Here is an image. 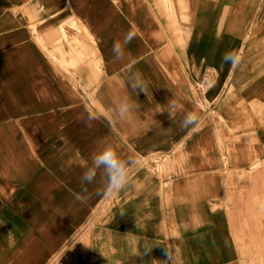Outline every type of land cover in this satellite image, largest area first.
I'll return each instance as SVG.
<instances>
[{"label": "crops", "instance_id": "crops-1", "mask_svg": "<svg viewBox=\"0 0 264 264\" xmlns=\"http://www.w3.org/2000/svg\"><path fill=\"white\" fill-rule=\"evenodd\" d=\"M105 146L136 161L128 184L77 199ZM51 258L264 264V0H0V264Z\"/></svg>", "mask_w": 264, "mask_h": 264}, {"label": "clouds", "instance_id": "clouds-1", "mask_svg": "<svg viewBox=\"0 0 264 264\" xmlns=\"http://www.w3.org/2000/svg\"><path fill=\"white\" fill-rule=\"evenodd\" d=\"M133 38L134 34L129 32L124 35L122 43L120 41L113 43L112 53L115 59H122L125 56V48ZM222 62L236 65L239 59L236 54L226 52L222 57ZM129 72L130 75L127 80L129 88L136 94L143 92L148 96V83L143 78V75L138 71H132V69H129ZM137 107L138 106L129 99L122 100L117 110L118 116L121 119H130ZM177 108L178 106L174 102H168L166 111L170 114L171 119L174 118ZM97 118L95 112L86 109L85 115L79 116L78 120L87 127H91L93 121ZM199 121L200 116L197 113L186 110L178 126L181 130L194 129L199 124ZM135 165L136 161L134 159H124L117 151L111 147L105 146L93 154L90 166H88L79 177V184L83 196L78 195L77 199H83L88 195V186L97 183L98 175L101 188L96 189L97 194L112 193L122 190L128 184L131 168ZM151 249L148 242L145 241V254L151 251ZM166 254L168 259H171V253L168 248H166Z\"/></svg>", "mask_w": 264, "mask_h": 264}, {"label": "rangeland", "instance_id": "rangeland-1", "mask_svg": "<svg viewBox=\"0 0 264 264\" xmlns=\"http://www.w3.org/2000/svg\"><path fill=\"white\" fill-rule=\"evenodd\" d=\"M44 228V227H43ZM46 264H53V258L48 259V262Z\"/></svg>", "mask_w": 264, "mask_h": 264}]
</instances>
